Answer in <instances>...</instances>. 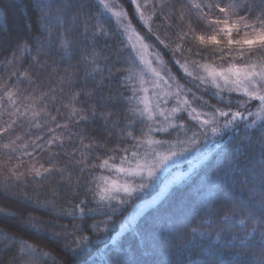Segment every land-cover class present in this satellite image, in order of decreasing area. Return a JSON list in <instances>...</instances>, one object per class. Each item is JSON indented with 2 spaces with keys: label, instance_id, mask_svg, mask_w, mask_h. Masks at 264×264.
Returning <instances> with one entry per match:
<instances>
[{
  "label": "snow or ice",
  "instance_id": "1",
  "mask_svg": "<svg viewBox=\"0 0 264 264\" xmlns=\"http://www.w3.org/2000/svg\"><path fill=\"white\" fill-rule=\"evenodd\" d=\"M131 4L146 35L120 0L98 15L91 0H25L20 30L0 31V197L22 205L0 209L17 227H0V264H264V0Z\"/></svg>",
  "mask_w": 264,
  "mask_h": 264
},
{
  "label": "trees",
  "instance_id": "2",
  "mask_svg": "<svg viewBox=\"0 0 264 264\" xmlns=\"http://www.w3.org/2000/svg\"><path fill=\"white\" fill-rule=\"evenodd\" d=\"M91 2H92V6H93V13L92 14L98 15L97 9L99 6V1L98 0H91ZM120 3L123 5L125 10L128 11L129 18L132 19L134 26L137 27V30L140 31L141 35H146V30L142 29L136 23V18L132 16V12L134 11V5L131 4V0H120ZM24 5H25V0H0V31H5L6 33L15 34L16 32H18L20 30V28L22 26V22H23L22 12L24 11ZM99 10L102 11V8H99ZM102 19L105 21L106 27L109 26L110 23L114 24V20L109 21V17L107 15L103 16ZM154 30H155V26H154ZM160 31L162 33L163 30L161 29ZM146 42L154 45V48L152 49V51H160L166 62H169L171 60L170 54H168L163 49V46L158 45L156 43V41L154 40V38H148L146 40ZM117 43H118V41H117ZM123 53H124V55H126L127 50L124 49ZM169 67L172 68V72L174 75H177V76L182 75V73L178 72L177 69L174 66H172L170 63H169ZM44 82L47 83L46 79L44 80ZM183 82L184 81L181 80V83H183ZM21 87H26V85H21ZM116 87H117V85L115 83H113L112 88H116ZM68 94H69V90L65 89V95H68ZM205 99H209L211 103H216V101L210 99V97L206 96ZM64 103H68V101L65 100ZM0 111H2V110H0ZM53 114H55V110H53ZM2 119L3 120L8 119V116L6 113L3 115ZM58 119H61V122L63 123L62 117H58ZM23 127L25 129H27L28 124L25 123L23 125ZM139 127L140 126H138V129H139ZM57 131H59V129H57ZM31 132L34 135L36 133H39L40 130L33 128L31 130ZM42 134L47 135V133H42ZM189 135H191V133H189ZM156 138H160V137L157 136ZM181 138H184V137L181 136ZM25 139L27 140L28 137H25ZM113 143H115V141H113ZM46 156H47V153L39 154V158H41V159H43ZM3 159H5V157L3 155H0V160H3ZM25 160L27 161V157H25ZM186 168H187V163L185 162L184 164H182L180 166V168L173 169V171H177V172L186 171ZM97 174L99 175L100 173H97ZM45 189H47V184H45ZM38 190H40V185L37 183L28 184L26 188L25 187H22L21 189H17L15 187L12 188L13 192L26 191L29 194H32ZM58 191L60 192V196L58 198V204L60 206L67 209V208L71 207L72 204L75 203V198L73 197L71 192L67 191L66 189H58ZM152 195H155V192H153ZM45 197H47L48 199H51V197L49 196V194L46 190L43 191L41 199H44ZM148 198H151V197L149 196ZM80 199H83V196H80ZM69 202H71V203H69ZM132 207H133L132 205L128 206V212L132 211ZM0 209H5V210L11 211V212H18L22 209V205H20L16 200H11V199H7L5 197H0ZM55 211L59 212L60 207H57L55 209ZM31 214L33 216H36L37 218H39L41 220H45V221L54 220L60 226L67 225L69 228V231H71L73 223H80L79 219H77L76 221H70L69 219H66V218L57 219L54 216H50V215H47V214L39 212V211H34ZM102 218H103L102 216L96 217L97 220L102 219ZM122 220H123V217H119V216L116 217L114 227H116L117 230H118V226L122 222ZM88 223H91V221H88ZM209 223H211V219H209ZM0 227H4L5 230L10 231V232L11 231H17L16 223L14 221H10V220H5L2 224H0ZM49 231H59V229H49ZM19 235H21L29 243H33V244L38 245L44 251L51 252L53 255L57 256L58 258H61V259L63 258L62 253H60V251H59V246L49 242L46 238L36 236L32 232H26V231L19 232ZM213 239H214V237H213ZM128 240H129V243L134 242L131 236L128 237ZM49 264H51V261H49Z\"/></svg>",
  "mask_w": 264,
  "mask_h": 264
},
{
  "label": "rangeland",
  "instance_id": "3",
  "mask_svg": "<svg viewBox=\"0 0 264 264\" xmlns=\"http://www.w3.org/2000/svg\"><path fill=\"white\" fill-rule=\"evenodd\" d=\"M99 1V0H98ZM135 7V6H134ZM150 51H152V49L150 50ZM181 138V137H180ZM181 139H183V138H181ZM167 148V145L165 146V149ZM162 150H164V149H162ZM187 167H188V165H187ZM186 170H187V168H186ZM113 178H115V176H113Z\"/></svg>",
  "mask_w": 264,
  "mask_h": 264
}]
</instances>
